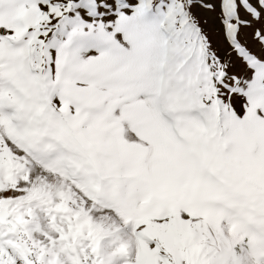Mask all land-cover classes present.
Instances as JSON below:
<instances>
[{
  "label": "snow or ice",
  "instance_id": "1",
  "mask_svg": "<svg viewBox=\"0 0 264 264\" xmlns=\"http://www.w3.org/2000/svg\"><path fill=\"white\" fill-rule=\"evenodd\" d=\"M0 264H264V0H0Z\"/></svg>",
  "mask_w": 264,
  "mask_h": 264
}]
</instances>
